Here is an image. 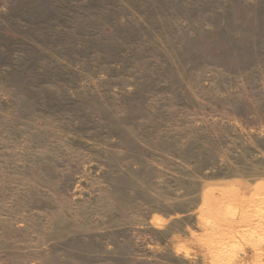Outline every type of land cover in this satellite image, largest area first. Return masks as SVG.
<instances>
[{"label": "rangeland", "instance_id": "1", "mask_svg": "<svg viewBox=\"0 0 264 264\" xmlns=\"http://www.w3.org/2000/svg\"><path fill=\"white\" fill-rule=\"evenodd\" d=\"M0 264H264V0H0Z\"/></svg>", "mask_w": 264, "mask_h": 264}]
</instances>
